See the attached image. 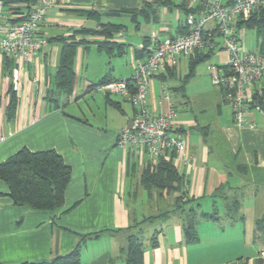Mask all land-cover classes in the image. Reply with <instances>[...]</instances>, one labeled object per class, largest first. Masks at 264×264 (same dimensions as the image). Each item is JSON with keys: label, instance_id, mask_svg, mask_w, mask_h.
Listing matches in <instances>:
<instances>
[{"label": "crops", "instance_id": "crops-1", "mask_svg": "<svg viewBox=\"0 0 264 264\" xmlns=\"http://www.w3.org/2000/svg\"><path fill=\"white\" fill-rule=\"evenodd\" d=\"M152 1L55 0L38 29L37 37L42 40V47L29 64L12 57L14 61L8 63L0 51V136H5L0 141V162L23 147L33 151L54 149L72 168L64 204L54 211H38L14 204L7 182L0 179V264L50 260L70 252L79 239L78 234L101 229L114 231L88 239L82 247L81 264H126L122 248L127 244L128 227L147 216L164 212H169L168 216L145 221L140 226L144 264H257L258 260H263L264 264V245L254 238L256 220L264 215V108L262 111L251 110V125L240 126L234 121L232 106L218 90L213 118L201 121L195 116L175 117L186 143V153L183 157L175 153L171 156L184 176L185 190L190 198L185 208L195 210L198 217L199 239L188 242L184 234V213L175 209L178 193L167 202L169 194H160L157 190L149 194L141 183L143 170L154 161L153 158L117 145L119 132L129 125L135 113L133 103L124 97L131 103L127 109L121 101L114 100L120 103L123 116L118 124L115 113L110 112L116 122H107L103 127L102 119L93 110L91 119H85L76 111H68L59 98L54 97L56 92L59 97L62 94L54 81L62 46L56 37L71 38L74 31L84 26L99 27L95 18H88L79 10L103 12L101 22L125 27L120 31L124 36L118 32L112 37L111 46L114 47L109 50L99 48L102 37L77 34L76 40L85 41L77 49L76 74L82 77L83 69L87 73V63L83 56L79 57L82 47L85 50L89 47L87 43L95 44L99 52L115 56L116 60L128 55L130 64L129 69L115 72L111 62H107L108 58L103 57L102 69L92 72L96 81L91 77L87 82L82 80V86L80 82L78 88L88 92L96 88H91L92 84L103 78H130L135 65L145 57L139 53L140 44L149 46L152 35L171 36L185 27L183 0H171L172 5L159 7L157 20L138 17V26L130 13L118 12L140 9ZM124 15L130 16L133 25L129 35V27L121 21ZM90 21L96 24L87 25ZM263 43L259 48L261 51H264ZM185 58L189 70L190 59ZM177 76L178 65L172 73L166 67L151 79L148 105L155 113L167 110L170 103L164 99L169 90L162 82ZM187 82L182 79L178 89L185 90ZM263 85L264 80L254 91ZM11 88L16 94V109L9 116ZM107 95L110 97L105 92L106 102ZM72 97L76 100V86ZM112 108L115 110L111 111H116ZM186 158H190L188 163ZM139 187L156 201L157 213H135L130 201L132 192L136 193ZM158 201H164L167 206H172L171 209L158 210ZM234 205L236 214L229 216L228 210ZM204 213L218 217L208 218ZM155 234L158 245L152 246L151 239Z\"/></svg>", "mask_w": 264, "mask_h": 264}, {"label": "built area", "instance_id": "built-area-1", "mask_svg": "<svg viewBox=\"0 0 264 264\" xmlns=\"http://www.w3.org/2000/svg\"><path fill=\"white\" fill-rule=\"evenodd\" d=\"M55 0H38L28 10L16 13L0 0V51L20 62L29 64L42 47L37 37L41 22ZM195 11L186 14L185 32L158 37L152 35L148 54L139 61L129 78H116L99 85L106 93L128 98L135 107L129 125L119 132L117 145L132 148L153 159L169 157L175 153L185 156L186 143L176 125L175 107L171 93L167 110L157 114L148 105V91L153 76L167 66L178 65L181 58L197 51L213 50L216 37L223 38L228 58L223 64L210 65L212 83L222 92L240 126L251 125L249 112L262 111L263 106L254 98V88L264 80V51L248 49L243 42L245 28L238 27L241 18L264 10V0H183ZM120 36H124L119 32ZM5 136H0L3 141ZM186 158L185 162H189Z\"/></svg>", "mask_w": 264, "mask_h": 264}, {"label": "trees", "instance_id": "trees-1", "mask_svg": "<svg viewBox=\"0 0 264 264\" xmlns=\"http://www.w3.org/2000/svg\"><path fill=\"white\" fill-rule=\"evenodd\" d=\"M38 0H3L4 5L13 9L16 13L28 10ZM234 0H226L231 4ZM163 5H172L171 0H153L145 3L140 9H123L118 11L130 13L132 20L137 23L138 17H143L147 21L157 20L159 7ZM182 7L186 10V14L195 11L187 3L183 2ZM82 15L88 18H95L99 27H82L72 34V37L63 35L57 36L62 46L60 50L58 69L55 74V84L59 91L67 97L72 96L75 88L77 74L74 68L75 57L79 45L84 43V39L76 40L77 34L92 35L102 37L103 40L98 42L100 49H112L114 46L112 37L124 29L122 24H114L111 22H101L100 19L103 12L94 10H79ZM118 12H108L114 14ZM238 27L245 29H254L259 37L264 38V10L256 11L248 18H241ZM186 26L181 28L180 32H185ZM147 42V41H146ZM145 47L148 44H144ZM118 46V45H117ZM141 55L148 54V49H140ZM213 50L197 51L189 57V70L184 76L183 82L186 83L195 75L196 66L209 59ZM5 54V53H4ZM5 60L9 63L14 61L10 56L5 54ZM175 66H167L172 73ZM112 79V78H111ZM103 78L90 87H98L102 83L111 80ZM131 81V77L128 79ZM12 95L8 105V114L12 116L16 109V94L13 88L10 89ZM254 98L264 107V85L256 88ZM107 102L123 113V109L119 102L112 100L107 95ZM174 155V154H173ZM143 170L141 183L149 194L153 190H157L160 194L178 193L176 195V210L179 209L184 213L183 224L184 234L188 242H196L199 237L197 233V214L193 209H186L185 205L190 202L189 195L185 190L184 176L179 172L173 162L172 156L153 159ZM72 177V168L68 165L62 155L54 149L33 151L23 147L15 154L0 162V179L7 182L9 186V195L14 204L29 206L38 211H54L63 206L65 200V192ZM237 207L234 205L228 210L229 216L236 214ZM169 212H164L158 216H147L140 222L128 227L129 234L127 236V244L122 248V254L126 264H144V243L141 236L140 226L145 221H151L157 217L168 216ZM208 218H216L215 214H203ZM134 228H138L137 231ZM114 231L112 229H101L95 232L81 233L79 239L73 249L66 253L56 255L50 260L43 261H24L19 264H81V251L86 241L90 238H97L102 233ZM157 233V232H156ZM151 239L152 246L158 245L155 237ZM254 238L257 242L264 245V215L256 220L254 227ZM257 264H263V260H258Z\"/></svg>", "mask_w": 264, "mask_h": 264}, {"label": "rangeland", "instance_id": "rangeland-1", "mask_svg": "<svg viewBox=\"0 0 264 264\" xmlns=\"http://www.w3.org/2000/svg\"><path fill=\"white\" fill-rule=\"evenodd\" d=\"M121 21L129 27V33L131 34L133 31V25L130 21V16L124 15ZM96 22L90 21L87 25H95ZM126 35V34H125ZM264 42L262 37H259L254 29H246L245 31V41L244 44L248 49L258 51L260 45ZM89 47L85 50L82 47L79 52V57H84V61L87 63V73L85 70H82V77L77 75L76 78V91L77 97L76 100L74 97L70 96V98L65 95L59 97L58 92L54 94V97L59 98L61 101V105L66 107L68 111H76V113L83 118H90L93 110L99 118H101V122L103 123V127H105L108 122H116L119 124L122 118V113L116 109V111H111L112 105L106 102L105 91L100 89V87H96L91 91H81L79 87L80 82L82 86V80L84 82L89 81L93 75V70L102 69V58L107 57V62H111L110 66L116 69L115 72H121V70L130 68L129 56L125 55L121 57V59L116 60L115 56L109 57L105 52H99L97 50V46L92 43H87ZM264 45V43H263ZM117 51V50H116ZM228 58V51L223 47V38L221 36L216 37V45L213 49L211 57L201 62L196 68V75L186 84L185 90L178 89V87L182 84V79L187 73V59L181 58L178 62V76L173 80H165L162 82V85L168 92L171 93V102L175 107L176 117L180 115H184L187 117H197L201 121L203 119H211L216 114L217 109V97L218 90H220L217 86H215L211 81V74L208 69L210 65H219L223 64L225 60ZM85 64V63H84ZM85 75V77H84ZM96 77L93 78V81H96ZM91 83V82H90ZM150 90V87H149ZM110 97L113 100L121 101V103L127 107H131V103L129 101L124 100V97L119 94L110 93ZM81 108V110L79 109ZM115 110V109H113ZM110 112L115 113L116 120L111 118ZM128 113V111H127ZM91 119V118H90ZM93 123V122H92ZM133 196L130 201V205L134 207L135 213L139 214L145 213L147 215L157 213L156 209V201H152L149 198L148 193L143 191L142 188H138L135 192H132ZM174 193L169 194L167 202H170L174 199ZM135 197V198H134ZM163 202V203H162ZM158 210L164 211L166 209H171L172 206H167L164 204V201H158Z\"/></svg>", "mask_w": 264, "mask_h": 264}]
</instances>
